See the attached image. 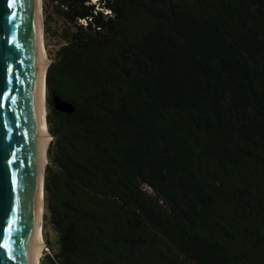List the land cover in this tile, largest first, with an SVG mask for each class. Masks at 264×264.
I'll return each instance as SVG.
<instances>
[{"label": "trees", "instance_id": "obj_1", "mask_svg": "<svg viewBox=\"0 0 264 264\" xmlns=\"http://www.w3.org/2000/svg\"><path fill=\"white\" fill-rule=\"evenodd\" d=\"M43 5L42 264H264V0Z\"/></svg>", "mask_w": 264, "mask_h": 264}, {"label": "water", "instance_id": "obj_2", "mask_svg": "<svg viewBox=\"0 0 264 264\" xmlns=\"http://www.w3.org/2000/svg\"><path fill=\"white\" fill-rule=\"evenodd\" d=\"M43 32L42 0H0V264H36L42 249L39 200L47 166L40 144ZM49 67L47 62L46 86ZM51 105L74 112L55 93Z\"/></svg>", "mask_w": 264, "mask_h": 264}, {"label": "bare ground", "instance_id": "obj_3", "mask_svg": "<svg viewBox=\"0 0 264 264\" xmlns=\"http://www.w3.org/2000/svg\"><path fill=\"white\" fill-rule=\"evenodd\" d=\"M42 7H43V0H42ZM40 34L42 36V25L40 28ZM43 48H42V61H41V80H42V90H41V103H40V122H41V137H40V144H41V155L43 160V167L45 165V162L47 161L48 156V149L51 142L52 135L50 133L49 124L47 121L48 111H47V86L45 81V72H46V66H47V50H46V44L45 39L43 37ZM41 41V43H42ZM43 167L41 170V176L40 180L42 182L43 178ZM45 203H46V197L45 192L43 191V196L41 195V199L39 200V224H38V242L39 245L42 247L38 257L36 264H41L42 256H43V247L45 244V238H44V232H43V221L45 218L46 210H45Z\"/></svg>", "mask_w": 264, "mask_h": 264}, {"label": "rangeland", "instance_id": "obj_4", "mask_svg": "<svg viewBox=\"0 0 264 264\" xmlns=\"http://www.w3.org/2000/svg\"><path fill=\"white\" fill-rule=\"evenodd\" d=\"M43 4H44V0H43ZM45 9V5H43V19H44V39H45V44H46V50H47V59H48V65H51V63L53 62L54 60V57L56 55V52L57 50L62 46L64 40L62 39V37H60V29L59 27L56 28V32L55 34L52 33V35H47L46 32H45V15H44V10ZM49 102H48V106H47V111L49 113ZM50 128V126H49ZM51 133V132H50ZM52 135V134H51ZM53 135H52V138H51V142H50V145L53 141ZM50 145H49V148H50ZM50 164V157H49V149H48V156H47V166ZM47 166H46V169H47ZM45 210H46V213H47V208H46V203H45ZM45 222H46V219L44 218V225H43V232H44V238H45V243L47 245V240H46V235L47 237H51L53 234H54V230L50 227H46L45 225ZM53 237V236H52ZM43 256H42V259L45 257L44 255V252H45V248H43ZM41 264H42V260H41Z\"/></svg>", "mask_w": 264, "mask_h": 264}]
</instances>
